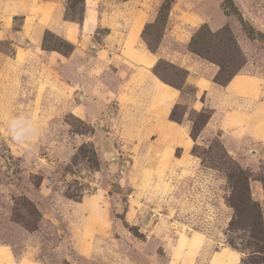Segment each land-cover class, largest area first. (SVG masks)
I'll use <instances>...</instances> for the list:
<instances>
[{
	"label": "rangeland",
	"instance_id": "rangeland-1",
	"mask_svg": "<svg viewBox=\"0 0 264 264\" xmlns=\"http://www.w3.org/2000/svg\"><path fill=\"white\" fill-rule=\"evenodd\" d=\"M123 1L100 3L117 10L103 25L119 28L94 31L91 1L0 0V246L13 264H229V252L232 264H264L260 121L243 128L235 104L200 108L193 84L264 78V0L143 1L142 46L155 76L181 91L170 119L193 145L173 163L120 147L106 113L79 118L70 85L93 45L133 23Z\"/></svg>",
	"mask_w": 264,
	"mask_h": 264
},
{
	"label": "crops",
	"instance_id": "crops-1",
	"mask_svg": "<svg viewBox=\"0 0 264 264\" xmlns=\"http://www.w3.org/2000/svg\"><path fill=\"white\" fill-rule=\"evenodd\" d=\"M87 1L91 3L88 5L85 28L94 31L98 28L109 31L119 28L117 24L103 25L104 20L114 23L115 19H105L104 16L116 14L117 10L102 7L100 3L103 0ZM143 1H123V5L125 2L133 5V23L121 22L122 28L117 39L108 43L109 37L106 36L102 44L93 45L97 51L94 50L96 52L91 54V65L83 74L80 73L79 82L73 81L70 87L73 96H80L81 106L86 111L79 115L80 119L86 123L91 121L98 124L99 116L106 113L105 116L110 120V134L118 139L120 147L133 143L136 148H140L141 153H153V160L155 158L157 162L173 163L178 149L182 151L176 159L181 161L193 145L189 129L170 119L173 108L182 99L181 91L155 76L153 68L157 56L142 46L140 32L146 21L142 14L145 10L142 7ZM71 34L74 35L75 32L72 31ZM69 41L73 43L72 39ZM79 51L78 47L73 55ZM73 55L69 60L71 66H75L72 65ZM193 84L197 94L204 95L200 108H209L215 113L219 105L235 104L230 105V114H235V120L238 118L237 120L245 122L246 127L242 126L243 128H248L250 118L260 121L258 125H261V134L256 140L264 145V78L237 75L223 87L208 78L197 77ZM219 95L228 97V100L216 103L212 98ZM128 149L132 150V147L129 146ZM228 257L229 264H232L234 254L229 252ZM12 260L13 256L9 251L0 246V264H13Z\"/></svg>",
	"mask_w": 264,
	"mask_h": 264
},
{
	"label": "trees",
	"instance_id": "trees-1",
	"mask_svg": "<svg viewBox=\"0 0 264 264\" xmlns=\"http://www.w3.org/2000/svg\"><path fill=\"white\" fill-rule=\"evenodd\" d=\"M173 114V113H172ZM172 120H173V115H172Z\"/></svg>",
	"mask_w": 264,
	"mask_h": 264
}]
</instances>
